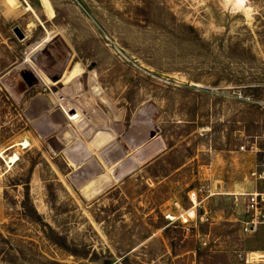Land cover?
Returning <instances> with one entry per match:
<instances>
[{"label":"rangeland","instance_id":"374dc122","mask_svg":"<svg viewBox=\"0 0 264 264\" xmlns=\"http://www.w3.org/2000/svg\"><path fill=\"white\" fill-rule=\"evenodd\" d=\"M75 63L83 73L59 82ZM101 131L110 165L91 145ZM0 153V264L264 250V226L241 232L264 163V0H0Z\"/></svg>","mask_w":264,"mask_h":264},{"label":"built area","instance_id":"2783aa9c","mask_svg":"<svg viewBox=\"0 0 264 264\" xmlns=\"http://www.w3.org/2000/svg\"><path fill=\"white\" fill-rule=\"evenodd\" d=\"M59 107L62 109L61 103L64 102V97L60 96ZM244 149V147H241ZM252 177L261 181V189H253L245 192L244 200V214L245 220L241 224V232L244 234H251L264 226V163L262 164V171H252ZM227 264H264V250L248 252L241 263H227Z\"/></svg>","mask_w":264,"mask_h":264},{"label":"crops","instance_id":"0c3cea01","mask_svg":"<svg viewBox=\"0 0 264 264\" xmlns=\"http://www.w3.org/2000/svg\"><path fill=\"white\" fill-rule=\"evenodd\" d=\"M76 64V63H75ZM74 65V64H73ZM72 65V66H73ZM72 66L70 67V69L72 68ZM69 69V70H70ZM68 70V71H69ZM83 73V72H82ZM81 73V74H82ZM81 74H79V75H77V76H80ZM76 76V77H77ZM75 77V78H76ZM75 78H73V79H75ZM72 79V80H73ZM72 80H70L69 82H71ZM62 82V83H64L61 79L59 80V82ZM69 82H67V83H69ZM100 89L98 88V87H94L93 88V91L95 92V94L96 95H98V94H100V91H99ZM56 100L54 99V102H55ZM56 103V102H55ZM71 106V105H70ZM68 107H69V105H66V109H68ZM70 108V107H69ZM79 116V115H78ZM71 118H73V119H76V118H78L77 116H75V115H73ZM106 120V119H105ZM112 122H113V119L111 118L110 120H109V122H108V124H107V122H105L104 121V125L106 126V128H105V130L106 131H110L111 129H108V126L109 127H111V124H112ZM106 131H101V132H99L98 134H97V136L95 137V138H93V140H91V145H93V146H97V147H99L101 150L99 151L100 153H102V155H104L105 156V161H106V163L105 164H107V165H110L109 163H107V162H111V161H108V158H107V153L109 152H112V149H113V146H112V142H111V140L110 139H108V133L106 132ZM110 134V133H109ZM66 137H69V135L67 134H65V138ZM154 137V135L151 137V138H153ZM118 142H119V145H121V147L123 148L124 147V151L122 150L121 151V155H120V158L118 159V161H116V162H121V164L123 163V161L126 159L125 158V156H127V148L124 146V144L122 143V140H120V139H118ZM158 143V144H157ZM161 140H160V138L159 137H154L153 139H150V140H148V141H146L145 142V144L144 145H142L143 147H145V145H148L147 147H145V148H143L142 149V155L144 156L145 154H147V152L149 151V150H153V149H157L158 148V146L157 145H161ZM96 147V148H97ZM140 148V147H139ZM160 151H162L161 149H160ZM104 153V154H103ZM139 158V157H138ZM122 166V165H121ZM110 180H109V178L107 177V176H105V175H102V176H100L99 178H97V179H95V180H92L91 182H89L87 185H86V188H87V196L88 197H90V196H92L94 193H96L97 191H99V190H101L104 186H106L107 184H108V182H109ZM191 210V209H190Z\"/></svg>","mask_w":264,"mask_h":264},{"label":"bare ground","instance_id":"6f19581e","mask_svg":"<svg viewBox=\"0 0 264 264\" xmlns=\"http://www.w3.org/2000/svg\"><path fill=\"white\" fill-rule=\"evenodd\" d=\"M45 9H46V13L48 14V16L51 17L53 15V9L50 6H46ZM82 72H83V68L78 63H76L72 66V68L69 71H67L66 73H64L62 75L61 80L64 83H67L70 80H72L73 78H75L77 75L81 74ZM59 100H60V98H59ZM27 142L28 141L24 140L23 142L20 143V145L27 146V144H28ZM0 157H2L1 153H0ZM16 160H17V155L10 156L8 163L9 164L14 163ZM193 197H194V195H193ZM191 200H192V198H191ZM192 201L195 202L194 200H192ZM168 218L170 220L175 219L174 217L172 218V216H170V215L168 216Z\"/></svg>","mask_w":264,"mask_h":264},{"label":"water","instance_id":"95a60500","mask_svg":"<svg viewBox=\"0 0 264 264\" xmlns=\"http://www.w3.org/2000/svg\"><path fill=\"white\" fill-rule=\"evenodd\" d=\"M13 32L15 33V35L17 36V38L19 40H22L25 36L24 34L21 32V30L19 29V27H14L13 28ZM91 68V66L89 67V69Z\"/></svg>","mask_w":264,"mask_h":264},{"label":"trees","instance_id":"16d2710c","mask_svg":"<svg viewBox=\"0 0 264 264\" xmlns=\"http://www.w3.org/2000/svg\"><path fill=\"white\" fill-rule=\"evenodd\" d=\"M27 182H28V181L25 182V185H26V186H27ZM112 263H113V262H109V261H108V262H105L104 264H112ZM115 264H116V263H115Z\"/></svg>","mask_w":264,"mask_h":264}]
</instances>
